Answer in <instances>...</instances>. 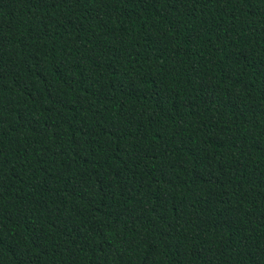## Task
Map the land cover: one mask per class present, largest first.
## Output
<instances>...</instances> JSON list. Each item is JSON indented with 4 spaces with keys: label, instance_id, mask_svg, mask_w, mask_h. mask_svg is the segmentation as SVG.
I'll return each instance as SVG.
<instances>
[{
    "label": "trees",
    "instance_id": "1",
    "mask_svg": "<svg viewBox=\"0 0 264 264\" xmlns=\"http://www.w3.org/2000/svg\"><path fill=\"white\" fill-rule=\"evenodd\" d=\"M0 264H264V0H0Z\"/></svg>",
    "mask_w": 264,
    "mask_h": 264
}]
</instances>
